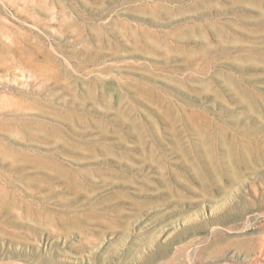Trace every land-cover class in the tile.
Returning a JSON list of instances; mask_svg holds the SVG:
<instances>
[{
	"label": "rangeland",
	"instance_id": "1",
	"mask_svg": "<svg viewBox=\"0 0 264 264\" xmlns=\"http://www.w3.org/2000/svg\"><path fill=\"white\" fill-rule=\"evenodd\" d=\"M0 264H264V0H0Z\"/></svg>",
	"mask_w": 264,
	"mask_h": 264
}]
</instances>
